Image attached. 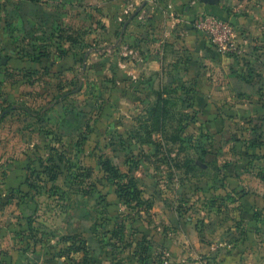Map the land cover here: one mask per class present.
<instances>
[{
    "label": "rangeland",
    "instance_id": "1",
    "mask_svg": "<svg viewBox=\"0 0 264 264\" xmlns=\"http://www.w3.org/2000/svg\"><path fill=\"white\" fill-rule=\"evenodd\" d=\"M27 1L0 0V264H164L167 252L264 264V110L240 115L210 87L211 103L192 87L117 91L111 65L92 66L124 57L120 29L143 0H122L133 3L122 20L104 0ZM16 49L47 55L17 92L10 62L28 57ZM106 159L121 175L103 170ZM127 174L141 201L123 190Z\"/></svg>",
    "mask_w": 264,
    "mask_h": 264
},
{
    "label": "crops",
    "instance_id": "2",
    "mask_svg": "<svg viewBox=\"0 0 264 264\" xmlns=\"http://www.w3.org/2000/svg\"><path fill=\"white\" fill-rule=\"evenodd\" d=\"M144 1L133 11V3L127 4L122 0L102 2L108 11H112V16L118 15L119 20L132 11L119 35V49L124 54L119 63L126 73L136 79H150L152 87L160 83L162 89H183L182 93L192 87L197 91L195 97L199 102L206 100L211 103L207 93L201 96L203 89L210 87L214 91L211 97L214 102L223 99L230 100V103L234 101L240 115L251 116L259 109L264 110V72L260 70L264 69V0H236L237 4H231L232 0L228 4L231 8L219 0L216 4L202 0H147L145 5ZM27 3L32 8L35 3L42 5V0H29ZM211 13L232 24L245 54L220 53L212 46L208 36L197 28V20ZM112 16L108 12V19ZM20 51L18 49L14 54L22 56ZM240 63L243 67L248 66L245 68L248 69L247 74L237 72L235 67ZM12 88L16 90L17 85L12 84ZM11 134L8 146L17 147L18 132ZM173 259L171 256L170 262L164 264H174ZM207 260L208 264L233 263L230 255H225L222 263H212L211 258ZM175 261V264H200L197 257L187 258L185 253H179ZM124 264L158 262H141L139 257L132 255Z\"/></svg>",
    "mask_w": 264,
    "mask_h": 264
},
{
    "label": "trees",
    "instance_id": "3",
    "mask_svg": "<svg viewBox=\"0 0 264 264\" xmlns=\"http://www.w3.org/2000/svg\"><path fill=\"white\" fill-rule=\"evenodd\" d=\"M22 54H23V57L27 56V54L24 55V52L21 50L20 55H22ZM230 55L235 56V54H230ZM44 57H47V55L43 54L42 52L33 53L32 55H29V57L27 59H20L19 58V59L14 60L13 62L12 61L10 62L13 64L11 68H12V70L16 71V74L10 76V78L8 79V82H10L11 84L17 85L15 92H17L21 87L33 85V84H31L29 79L32 75L38 73L39 68L37 67V65H39L41 63V61ZM2 63H3L2 60H0V66ZM107 65H111L110 68L118 76V79H119L118 84H120V86L116 85V80L112 79V82L114 84V87L117 89V91L122 92L123 96L129 97L131 95L130 94V88H133L136 92L149 94V91L146 89L145 86L149 85L151 80L146 79V78H137V79L133 78L128 73H126L124 70H122V68L119 65L118 60L110 61V57L105 56V57H103V59L101 61L97 62L96 64H93L92 68H95V70L97 72H99V71H102L103 68H105ZM98 66H99V71L97 69ZM146 90H147V92H145ZM22 98L23 97H21V96L19 97V99H22ZM160 101L165 102V100L163 98L160 99ZM166 102H168V101H166ZM163 106H164V103H162V105L158 104V106L156 105L154 107V109L152 108V110L154 113L157 114V112H159L158 109L160 108V110H161L160 116H161L165 112V108ZM101 163H102L101 166H102L103 170L108 175L114 176V177L121 175L120 172H122V170L111 159L110 160L106 159ZM127 175H125V176L122 175L123 178L126 177V180H125L126 182H123V181L120 182V183H122L121 186H122L123 190L126 189L128 191V197L131 201H141L142 190L139 187V184H138L136 178L134 176H130V175L127 176ZM84 243H85L84 246L82 245L83 247H79V249L81 248L83 251L86 252L88 248H87L85 241H84ZM139 260L141 262L146 261L145 258H143L141 255L139 257Z\"/></svg>",
    "mask_w": 264,
    "mask_h": 264
},
{
    "label": "built area",
    "instance_id": "4",
    "mask_svg": "<svg viewBox=\"0 0 264 264\" xmlns=\"http://www.w3.org/2000/svg\"><path fill=\"white\" fill-rule=\"evenodd\" d=\"M196 26L204 32L217 51L222 54H237L240 48L236 44L235 29L229 21H226L216 15L209 14L197 20ZM171 253L167 252L164 262H170ZM200 264H208L206 258L199 259Z\"/></svg>",
    "mask_w": 264,
    "mask_h": 264
},
{
    "label": "water",
    "instance_id": "5",
    "mask_svg": "<svg viewBox=\"0 0 264 264\" xmlns=\"http://www.w3.org/2000/svg\"><path fill=\"white\" fill-rule=\"evenodd\" d=\"M205 3H210V4H216L218 2V0H202ZM147 3V0L144 1V5ZM2 62L5 63L6 62V58L2 59Z\"/></svg>",
    "mask_w": 264,
    "mask_h": 264
}]
</instances>
